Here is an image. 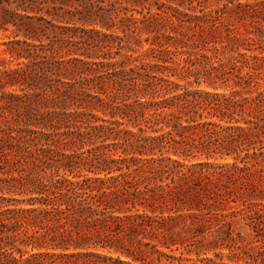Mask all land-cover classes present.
I'll return each instance as SVG.
<instances>
[{
	"label": "trees",
	"instance_id": "1",
	"mask_svg": "<svg viewBox=\"0 0 264 264\" xmlns=\"http://www.w3.org/2000/svg\"><path fill=\"white\" fill-rule=\"evenodd\" d=\"M114 4L0 0V264H182L173 245L190 264H264V28L211 37L203 13L193 38L159 6L172 27L142 38L115 29L134 14ZM196 48L222 63L201 72Z\"/></svg>",
	"mask_w": 264,
	"mask_h": 264
},
{
	"label": "rangeland",
	"instance_id": "2",
	"mask_svg": "<svg viewBox=\"0 0 264 264\" xmlns=\"http://www.w3.org/2000/svg\"><path fill=\"white\" fill-rule=\"evenodd\" d=\"M112 1L115 2L111 11L112 18H116L117 20L119 16L124 14V12L126 11L129 14H134V18H132L128 22L129 24H127V29H123V26L120 23H118V27H116L115 29L120 33H122V31L124 30H127L128 34L142 33V38L148 36L145 31H140L144 22H147L152 28V33L150 34L152 39L154 38V35L158 31V29H161V31L163 32L165 30L164 26L169 24L164 17H160L155 14V11L159 6L173 13V27L176 26L177 16L180 17L183 20V26H179V29H182V31L189 33L191 36H193V38L198 37L200 34H202V31L199 28L198 24L195 25L192 29H188L185 27L186 23H188L187 21L192 20L193 24H196V21L194 19H190V16L201 15L203 13L211 15V25L213 24L212 26L214 30L209 33H205V35L211 37L215 36L219 38L220 36L225 35V29L227 28H231L236 32L245 35L252 34V36H255V34L248 33V31L255 32L260 28H264V0H104V4L110 5V2ZM169 6H173V10L168 9ZM219 14H222L221 19H219L218 17ZM169 25V27H172L171 24ZM208 30L209 27H206V31ZM9 34V31H0V43L8 40ZM259 45L264 48V40L259 41L256 46ZM146 46V42H143V46H137L138 52L142 51ZM3 48H5V45L1 44L0 55H5L2 53ZM179 49L183 52H187L189 50L186 47H181ZM115 50L119 52L118 49ZM171 50V56L174 55L173 51L177 53V49L174 48L173 45L171 46ZM195 50L196 51L194 52L197 56V61L194 65L198 67L201 72H205V69L209 68L210 66H219L220 63H222V61L219 60L220 58H216L214 56L210 61H207L201 57L200 49L196 48ZM225 55L226 52H223L219 55V57H224ZM238 60V63L228 62V59H226L225 57V61L227 63L225 71L231 78H235V74L239 72L245 73L247 71V65L249 62L248 57L241 54L238 56ZM258 73L261 77L260 80L263 82L264 60L260 61V69H258ZM192 80L193 88L210 91L213 90L211 87H208L206 83H204L203 77H201L199 81H194L195 79L194 77H192ZM219 82L220 83H218V86L220 87L217 91L228 92L232 88L231 84H233L234 80L231 79L229 81H223V79H220ZM99 114L102 116L104 115L102 112H100ZM233 160L234 159L232 157L210 159V161L216 163H230ZM241 231L248 239H251V234H253V232L250 227L244 226ZM184 234V232H181V234L177 235L175 232H173V236L176 238H183ZM173 248H178L173 251V254H175L176 256H180L182 252H184L183 256L185 259L181 261L182 264H190L192 260L198 258V256L194 252L186 253V249L183 245H178V247L177 245H173ZM228 251L229 249L227 247H224L222 249V252L225 254L224 259L226 261L228 260L226 257ZM200 256H214V252L208 251L206 253H201ZM242 263L244 264V262ZM173 264L181 263H179L178 260H175L173 261Z\"/></svg>",
	"mask_w": 264,
	"mask_h": 264
}]
</instances>
